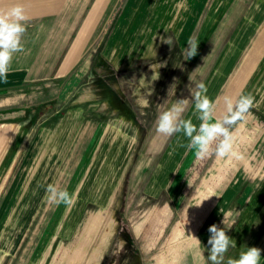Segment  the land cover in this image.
Returning <instances> with one entry per match:
<instances>
[{"label":"rangeland","instance_id":"374dc122","mask_svg":"<svg viewBox=\"0 0 264 264\" xmlns=\"http://www.w3.org/2000/svg\"><path fill=\"white\" fill-rule=\"evenodd\" d=\"M238 2L225 1L223 17L209 34L210 44L216 42L213 34ZM112 4L92 39L100 36L101 27L112 18L113 0ZM238 8L247 9V2H240ZM229 21V27L236 25L235 17ZM252 25L249 22L248 27ZM86 44L88 49L90 44ZM160 56L151 64L163 63L162 58L169 54ZM55 63H30L34 75L13 93L10 90L0 97L5 117L20 112L16 116L26 128L20 132L24 144L25 136L41 133L33 143L39 156L34 158L33 174L23 175L18 170L8 177V163L0 171V264H113L115 260L119 264H211L207 242L212 224L225 228L236 244L229 248L222 264L238 259L247 247L264 249V208H248L250 201L261 198L260 186L264 185V80L240 73V79L231 78L228 90H224L219 75L209 76L216 64L180 69L179 78L162 83V67L159 79L152 81L150 64L140 75L128 74L122 80L141 112L153 117L144 130L129 119L123 106L114 103L113 96L110 101L105 98L110 91L101 88L95 94L106 96L100 103L93 101L95 94L87 85L91 80H81L80 67H86L89 58L74 60L76 65L69 73L50 76ZM188 72L201 75L194 82ZM201 82L218 101L216 115L220 118L226 97L238 92L254 98L255 106L231 133L237 156L217 159L213 152L200 159L190 148H176L182 140L189 142L182 132L168 137L156 130L158 116L180 100L187 102L182 118L200 124L189 85L195 89ZM144 101L148 102L146 107ZM74 102L89 105L77 108L72 106ZM32 161L22 163L32 165ZM48 184L75 193L74 205L48 204ZM40 193L44 198L41 204ZM225 203L232 208L227 209L228 204L222 211ZM37 217L40 222L35 221ZM129 224L133 228L140 224V231L134 228L138 239H133L127 256L122 245ZM177 231H186L179 241L173 240ZM25 234L31 238L24 253H17ZM192 235L202 246L197 247ZM176 243L180 247L177 259L172 254Z\"/></svg>","mask_w":264,"mask_h":264},{"label":"crops","instance_id":"0c3cea01","mask_svg":"<svg viewBox=\"0 0 264 264\" xmlns=\"http://www.w3.org/2000/svg\"><path fill=\"white\" fill-rule=\"evenodd\" d=\"M225 1L113 0L112 18L101 27L100 36L92 39L106 9L112 8V0H0V11L20 4L24 6L29 17L21 40L24 51L13 55L7 80L0 81V97L5 96L10 90L13 93L19 89L23 81L34 75V67L30 64L34 61L56 62L49 73L50 76H54L59 72L61 74L64 71L70 72L76 65L73 61L85 56L89 58V64L84 68L80 67L83 70L81 80H91L87 85L94 94L101 88L110 91L108 97L101 92L98 96L95 94L93 101L100 103L102 96L110 101L113 96L114 103L123 106L129 113V119L137 121L145 130V126L150 124L148 120L153 117L141 112L132 93L122 86V80L128 74L140 75L151 63H155L160 55L169 54L170 58H162L161 61L167 62L166 66L162 67L163 72L159 81L162 83L169 82L172 77L179 78L180 69L187 67L203 69L212 65L215 67L216 64L214 70L209 71V76L219 75V83H223L224 90H228L226 86L231 78L240 79L238 77L240 73L248 72L252 79L257 76L263 81L264 0H238L230 17L222 20L216 34H213L216 42L210 44L209 34L213 33V24L218 25L223 17ZM242 1L247 2L245 10L238 8ZM232 17L236 18L234 23L236 25L231 28L229 19ZM249 22L253 23L251 27H248ZM161 36H170L173 44L162 43ZM193 39L198 44L197 54L187 60L188 41ZM87 42L90 44L88 49ZM212 59L216 61L212 62ZM217 66L220 68L216 69ZM169 69L170 74L167 73ZM189 73H192L188 72L190 77ZM193 74L191 76H194L195 82L201 72ZM207 95L214 98L210 96V92ZM233 96H239V93L236 92L232 94V98ZM88 105L89 102L84 104L74 102L72 106L85 108ZM4 106L5 103L0 102V171L8 163L6 172L8 177L11 176L10 172L18 170L23 175L33 174L36 168L34 158L39 157L38 151L36 150V153L33 150V143L41 133L38 136H25L24 144L22 140L24 136L20 132L22 128H26L16 116L20 112L14 111V115L7 118L3 112ZM235 126L230 127L231 133ZM186 142L182 140L181 143H177L176 148L188 149L189 142ZM131 149L133 150L132 147ZM71 152L72 150L69 152L70 155ZM25 159H32L33 164L25 165L22 163ZM259 181L258 185L263 180ZM240 187L243 188L244 184ZM260 189L261 198L250 201L248 208L254 210L264 208L262 198L264 185H261ZM40 195L41 204L44 198L43 194ZM228 204L230 203L223 205L222 211ZM231 205L227 209H231ZM35 221L40 222V217ZM135 227L140 231V224ZM134 228L129 224L125 228L127 237L123 236L125 240L122 249L128 253L132 242L138 239ZM30 238L29 235L23 238L21 245L19 244L16 249L17 253L20 251L24 253L23 249ZM260 262L264 264V249L261 251ZM115 263L116 260L113 264ZM138 263L141 264L139 261Z\"/></svg>","mask_w":264,"mask_h":264},{"label":"clouds","instance_id":"9594fccd","mask_svg":"<svg viewBox=\"0 0 264 264\" xmlns=\"http://www.w3.org/2000/svg\"><path fill=\"white\" fill-rule=\"evenodd\" d=\"M28 20L26 10L20 4L0 11V81L6 82L13 55L24 51L21 40L26 31L25 24ZM165 31L167 32V29ZM160 40L162 43L173 44L170 36H161ZM188 45L186 59L190 60L197 54L198 44L193 39L188 41ZM166 63L165 61L158 65H150V70L153 72L152 81L159 79L158 69L166 66ZM189 89L195 101V113L200 124L197 126L191 119L182 118L187 102L186 100H180L158 116L156 121L157 132L168 137L182 132L189 140L188 147L200 159L212 155L213 152L217 159L237 156L234 151V136L230 132V127L246 119L250 109L255 106L254 98L251 95H241L238 98L226 97L224 100L225 112L223 117L220 118L216 115L218 101L207 95L206 84L201 82L195 85V89L189 85ZM147 104V101L143 102L145 107ZM45 200L50 205L63 203L71 207L76 202V194H70L66 189L62 190L56 184H48ZM222 223L226 226L225 216ZM232 226H228V229ZM208 231L210 233L207 242L210 246L208 248V260L211 261V264H222L229 248L236 246L235 241L227 234L225 228L218 227L216 224H212ZM191 237L196 241L197 247L202 246L198 237L195 235ZM261 251L259 247H247L245 251H241L238 259H229L228 264H260Z\"/></svg>","mask_w":264,"mask_h":264},{"label":"bare ground","instance_id":"6f19581e","mask_svg":"<svg viewBox=\"0 0 264 264\" xmlns=\"http://www.w3.org/2000/svg\"><path fill=\"white\" fill-rule=\"evenodd\" d=\"M96 163H97V162H96ZM95 165H96V164H95ZM175 230H177V229L175 228ZM174 232H175V231H174ZM185 232H186V231H185ZM185 232H182V231H181V232H178V231H177V232L174 234L175 236H174V239H173V240H175V241L178 240V241H179V239H181V238L183 237V235H184ZM190 232H193V231L190 230ZM179 248H180L179 245L176 243V244H175V247L172 249V254H174V256L176 257V259L178 258V255H179V252H180V251H179ZM170 250H171V249H170ZM175 254H176V255H175Z\"/></svg>","mask_w":264,"mask_h":264},{"label":"trees","instance_id":"16d2710c","mask_svg":"<svg viewBox=\"0 0 264 264\" xmlns=\"http://www.w3.org/2000/svg\"><path fill=\"white\" fill-rule=\"evenodd\" d=\"M125 254H127V256L129 255V253L128 252H126L125 250L123 251ZM115 264H119V263H115Z\"/></svg>","mask_w":264,"mask_h":264}]
</instances>
